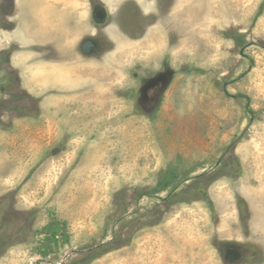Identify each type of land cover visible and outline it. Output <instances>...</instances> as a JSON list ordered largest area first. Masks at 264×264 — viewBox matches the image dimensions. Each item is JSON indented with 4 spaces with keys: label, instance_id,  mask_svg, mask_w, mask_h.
<instances>
[{
    "label": "rangeland",
    "instance_id": "374dc122",
    "mask_svg": "<svg viewBox=\"0 0 264 264\" xmlns=\"http://www.w3.org/2000/svg\"><path fill=\"white\" fill-rule=\"evenodd\" d=\"M101 1L92 57L0 52V264H264V0Z\"/></svg>",
    "mask_w": 264,
    "mask_h": 264
},
{
    "label": "crops",
    "instance_id": "0c3cea01",
    "mask_svg": "<svg viewBox=\"0 0 264 264\" xmlns=\"http://www.w3.org/2000/svg\"><path fill=\"white\" fill-rule=\"evenodd\" d=\"M87 1L91 6L88 23L96 28L105 26L110 14L101 0H9L10 10L3 17L4 23L0 21V52L7 51L9 67L18 74L28 67L27 75L32 74L35 67L31 59L40 54L44 59L51 49L63 52L65 59L78 43L80 51L92 57L98 42L91 34L83 38L89 25L85 24L86 7L83 8ZM128 4L129 1L119 4V11ZM132 6L137 15H142L136 3ZM1 23L7 27L1 26ZM86 48H90L91 52L86 54ZM22 60L25 62L21 63ZM41 65L44 66V62ZM42 66L36 65V69Z\"/></svg>",
    "mask_w": 264,
    "mask_h": 264
},
{
    "label": "trees",
    "instance_id": "16d2710c",
    "mask_svg": "<svg viewBox=\"0 0 264 264\" xmlns=\"http://www.w3.org/2000/svg\"><path fill=\"white\" fill-rule=\"evenodd\" d=\"M262 8H263V5L260 8L261 9L260 12H262ZM227 35L229 38H231V36L229 34H227ZM235 43H237L236 39H235ZM245 98L248 100V97H245ZM248 113L251 116L256 115V113L253 110H249ZM231 170L232 169L228 170V167H227L226 172L231 173ZM169 173H170V171H166L164 173H161L159 178H158V182L156 184V187L153 190H151V192L140 191L138 194V197L142 198V197L149 195V194H155L156 195V194H160V193L166 191L171 186V179L168 176ZM240 173H241V169L239 166H237V168L234 171V174L239 175ZM220 177H221L220 175H216L213 177H208L205 175L197 176L194 179L193 183L187 187L188 191H186V192H189L192 194H188L185 191H181L180 193H178L176 195H173V196L170 195L165 200L168 202V206H172L178 202H192L193 199L187 200L186 195H192V196L196 195L200 199H202L204 202H206L210 209H213V202L207 193V189L213 182L218 180ZM116 207H117L118 213L125 211L126 210V203L123 200L118 199L117 203H116ZM111 218H112V215L109 216L106 224H108V222L111 220ZM117 248L118 247L112 245L111 242H104V243L98 244L94 247H91L88 249L86 258H84V260L82 262H80V264H89L90 262L101 258L102 256L108 254L109 252L116 250Z\"/></svg>",
    "mask_w": 264,
    "mask_h": 264
},
{
    "label": "water",
    "instance_id": "95a60500",
    "mask_svg": "<svg viewBox=\"0 0 264 264\" xmlns=\"http://www.w3.org/2000/svg\"><path fill=\"white\" fill-rule=\"evenodd\" d=\"M87 47H88V46H87ZM84 52H85L86 54H88V53L91 52V49H90V48H86V49H84Z\"/></svg>",
    "mask_w": 264,
    "mask_h": 264
}]
</instances>
